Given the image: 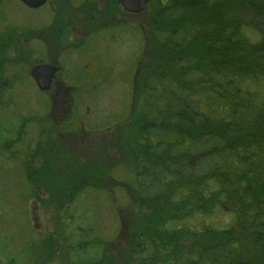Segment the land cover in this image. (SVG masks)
<instances>
[{
	"label": "rangeland",
	"instance_id": "rangeland-1",
	"mask_svg": "<svg viewBox=\"0 0 264 264\" xmlns=\"http://www.w3.org/2000/svg\"><path fill=\"white\" fill-rule=\"evenodd\" d=\"M157 2L153 0L141 13H127L122 18L126 12L122 13L116 0H48L37 9L17 0H0V264H142L147 259L148 264L149 259L154 262L158 257L163 264H183L165 258L163 250L155 254L151 248L153 235L133 215L130 196L143 84L148 76H166L163 70L170 67L155 41V29L161 25L156 17ZM218 7L222 24H232L238 12L249 27L246 36L253 45L243 57L249 62L246 83L251 104L264 105V6L253 0H226ZM116 21H121L125 30L112 34L106 29ZM60 23L70 27L77 37L82 31L86 35L94 33V45L99 47L83 53L80 44V53L70 52L72 62L70 59L67 71L72 75L79 65L84 69L89 62H96L105 73V81L99 82L97 90L73 94L78 101L72 107L73 114L47 107V95L52 97L54 92L38 91L30 77L31 68L40 63L37 59L59 55L48 36L57 33ZM200 27L206 34L207 28ZM41 38L48 40L47 52ZM60 94L67 98L66 92ZM258 114L251 119L246 140L251 148L261 143L256 138L264 137V109ZM62 116L74 119L62 120ZM57 122L77 127L72 131V142L66 140L65 133L63 138L58 134L61 129H53ZM81 126L91 130L84 133ZM241 132L244 130L237 132L236 138L245 141ZM110 177L121 180V185L114 187L117 184ZM230 177V186L235 180H244L242 174ZM231 190L235 191L232 204L210 194L199 198L200 204L193 202L191 210H182L181 205L177 209L180 213L172 217L182 222L186 213H208L218 226L228 229V233L233 231L230 234L235 239L244 240L245 235L240 233L248 217L235 218L234 206L237 200L251 206V199L244 185ZM257 218V213L249 216L254 234ZM207 220L184 221L193 232ZM178 235L165 240L182 243ZM165 240L160 243L173 249ZM188 247L195 250L192 243ZM175 248L179 250L170 255L168 251L167 255L186 254L177 245ZM244 255L248 261L249 252Z\"/></svg>",
	"mask_w": 264,
	"mask_h": 264
},
{
	"label": "trees",
	"instance_id": "trees-1",
	"mask_svg": "<svg viewBox=\"0 0 264 264\" xmlns=\"http://www.w3.org/2000/svg\"><path fill=\"white\" fill-rule=\"evenodd\" d=\"M223 1L158 0L156 17L161 25L155 29V41L170 67L163 70L166 76L145 79L133 143V215L153 235L151 248L155 254L163 250L165 258L183 264H261L264 260V210L258 211L264 208V137L256 138L261 142L255 144L256 148L246 144L251 119L259 117L258 110L264 105L251 104L246 83L249 62L243 57L253 45L246 36L249 27L238 12L232 24H222V10L217 9ZM253 1L264 6V0ZM199 25L207 28L206 34ZM240 129L244 130L245 141L236 138ZM239 174L244 180H235L230 186V176ZM243 185L252 204L237 200L234 213L237 219L248 217L240 233L245 235L244 240L235 239L233 231L230 234L218 226L208 213H186L182 222L172 217L180 213L177 209L181 205L182 210H191L193 202L200 204L199 198L210 194L232 204L235 191L231 189ZM255 213L258 220L253 223L254 234L249 216ZM194 218L208 220L191 232L184 220ZM178 234L182 243L165 240ZM163 240L173 249L164 247L160 243ZM191 243L195 250L188 247ZM176 245L186 254L169 256L179 250ZM149 260L148 264L164 263L159 257L154 262ZM147 262L143 260L142 264Z\"/></svg>",
	"mask_w": 264,
	"mask_h": 264
},
{
	"label": "flooded vegetation",
	"instance_id": "flooded-vegetation-1",
	"mask_svg": "<svg viewBox=\"0 0 264 264\" xmlns=\"http://www.w3.org/2000/svg\"><path fill=\"white\" fill-rule=\"evenodd\" d=\"M94 1H98V0H90V1L86 0V2H94ZM123 11L124 10L122 9V13ZM125 15L126 13H123L122 18H124ZM120 23L121 21L119 22L116 21V23L113 26L107 28L106 30L112 34L121 32V30L124 29V26H122ZM62 24L63 25H61L60 23V26L57 25L58 27L57 33L54 36H48L49 42H54L56 48H58L59 55L55 59L49 58V55L48 57L42 56L40 60L37 59V61L40 63H36L35 65L51 64L52 66H55L57 69L55 76L52 79L51 84L49 86V90L46 91V93L48 94L51 92H54V95L52 97L47 95V99H48L46 101V103L48 104L47 107H52L53 109H56V111H60L62 113L73 114L75 111L72 109V107H76L77 102H78L77 100L73 98V94L81 93L84 90H91V89L97 90L100 85L99 82L105 81V73H104V70L101 68L100 64L96 62L95 63L89 62L88 64L84 66V69L82 68L83 67L82 65H79L78 70L76 72H72V75L70 72L67 71L69 68V60L71 59V62H72V58H70L69 56L70 52L80 53L82 50H85L83 53L92 52L89 50V48L90 49L94 48V46L96 45H94V36H93L94 33L93 34L89 33L88 35H86V33H83L82 31L81 35L83 37L82 36L77 37L74 34H72L73 32L71 31L70 27H68L65 23H62ZM49 38H52L54 40H51ZM80 38L82 39L80 40ZM48 40L41 38V43L42 45L45 46L46 52L48 49V43H47ZM80 44L83 45V47L81 48L82 50L77 49L80 46ZM43 55H46L45 52H43ZM89 73H92V74L90 75ZM60 92H66L67 98L66 97L62 98ZM52 108H51V113H52ZM61 118L62 120H64L65 118H71V117L62 116ZM71 119H74V116ZM69 123L70 122H66L62 124V123L57 122L56 123L57 126H54L53 129H61L60 132H58V134L62 137V133H65V135L68 137L66 138V140L72 142L73 139L75 138L74 137L75 135H72V131H74V129L77 127H74V125L71 127H66L65 125ZM87 128H88L87 126L85 127L81 126V130L84 133L89 132V130H91L90 128L89 129ZM48 129H51V127H49ZM110 179L111 181H113L114 185L117 184L115 186L121 185L122 181L119 180L118 178L110 177Z\"/></svg>",
	"mask_w": 264,
	"mask_h": 264
},
{
	"label": "water",
	"instance_id": "water-1",
	"mask_svg": "<svg viewBox=\"0 0 264 264\" xmlns=\"http://www.w3.org/2000/svg\"><path fill=\"white\" fill-rule=\"evenodd\" d=\"M25 6L35 9L42 6L46 0H18ZM150 0H117V2L127 11L138 13L147 8ZM56 68L52 65H37L31 68L30 75L34 79L40 91L47 90Z\"/></svg>",
	"mask_w": 264,
	"mask_h": 264
}]
</instances>
